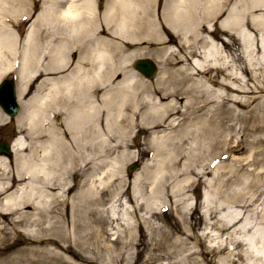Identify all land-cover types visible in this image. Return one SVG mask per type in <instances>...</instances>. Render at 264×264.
<instances>
[{
  "label": "rangeland",
  "instance_id": "rangeland-1",
  "mask_svg": "<svg viewBox=\"0 0 264 264\" xmlns=\"http://www.w3.org/2000/svg\"><path fill=\"white\" fill-rule=\"evenodd\" d=\"M214 1L215 4L213 0H189L184 7L192 9L195 5L197 7L204 3L207 16L206 18L202 16L196 29L204 26L205 31L199 33V37L206 33L208 39L213 40L220 47L224 39L229 43L233 42L236 53H240L241 57L238 60L235 57L232 63L229 51L218 47L219 52H214L212 58L214 64L210 62L208 66L204 65L198 70H208L209 73L206 76L213 75L216 70H219L218 68L223 69L224 66L229 67L224 68L222 74L230 69L239 72L240 67H243L245 63L243 80L253 88L259 80L264 81V52L260 46V41L264 39V25L249 28L254 39L251 53L247 50L240 52L243 48H247L238 36L237 26L235 24L232 28L230 26L232 22L242 21L247 0H238L234 5L232 10L239 15L235 21L227 16V6L223 5V0ZM109 2L110 0H94L100 16ZM170 2L171 0L146 2L141 6L150 8V11L153 10L152 23L145 20L141 24L138 22L126 24V29L121 34L109 33L100 38L101 41L99 40L98 44H103L104 49L100 47L98 51L104 53L103 61H107L101 66V70L99 69L100 75L108 68L112 67L115 70L110 71L112 73L109 74L104 73L103 78L95 83L94 86L96 88L98 86L99 101L104 96L102 94H108L129 74L134 75L133 79L137 84L149 87L158 80L180 81L182 85L187 86L192 82L190 76L201 77V74L194 73L191 62L195 58L201 61L202 55L197 56V51H194L196 55L192 54L187 47L188 42L186 46L185 38L178 40L179 36L169 25ZM40 6V2L33 4V9L26 15L23 25L19 23L24 16L12 18L13 31L18 32L21 39L20 46L26 43L30 24L39 14ZM209 12L213 14L208 15ZM158 14H160L159 18ZM127 15L138 17L135 12L130 11ZM257 15H264V10L255 7L254 16ZM212 22H214L213 25ZM96 28L99 29V27ZM208 28H214V31H208ZM192 29L193 25L190 24V30ZM189 35V40L195 42L196 39L192 37V34ZM164 40L167 42L161 43ZM149 41L153 42L152 45L146 44ZM119 42L135 43L136 48L130 47L123 50L120 45H117ZM81 43L84 42L68 44L66 64L62 63V68L60 66L53 70L49 75L50 78L56 80L65 76L64 79H69L78 70V72H92L97 69V65L93 63V54L88 49L94 42L85 39L84 47L78 53V45L80 46ZM181 47L183 48L180 49ZM205 48L214 51L216 47L208 43ZM41 53L36 55L37 70L48 62L45 54ZM168 55L170 57H167ZM139 57H149L157 63L158 72L153 79H146L132 69L133 61ZM29 60L31 65L35 61L34 55ZM3 61L6 64V70L0 67V81L6 77L15 79L19 88L20 108H25L32 101V96H40L44 93L38 85L40 78L45 75L43 73L36 78H33L34 75L31 78L26 77L27 88H22L26 93L20 92V80L25 73L22 74L20 71L22 55L19 52L4 56ZM223 62H225L224 66L221 64ZM222 74L220 73L218 78ZM100 75L96 74L99 77ZM230 75L234 76L235 73ZM249 75L256 76L258 81L254 77L250 78ZM68 83L71 84L70 81ZM225 83L229 84L227 81ZM229 93L234 97L238 96L241 101L229 102L228 107L233 110L234 115L240 117L241 114H245L247 119L239 120L229 116L225 129L208 133L200 130L195 136L189 138L188 142L190 144L192 142L195 148L193 155H197L198 159L193 173L184 171L185 168L189 169L187 167L189 164L182 158L179 160L182 174L174 180H165L163 175L167 172L162 169L163 174L162 170L156 169L159 157L153 160L155 149L149 146L151 135L149 136L146 130L138 132V128H133L124 140L126 142L130 139L131 147L119 148L109 155L102 154L100 157L102 166L96 180V196H106V191L111 188L112 182L115 185L114 192L128 190V195L122 197V204L119 206L111 200L98 206L94 214H90L89 205H85L81 208L79 216L75 214L76 219H74L70 203L59 206L58 201L61 198L56 197L52 205L45 204L36 209L38 214L35 217L32 216L35 212L34 208L26 205L23 210L30 213V221L37 217V225L25 223L17 227L16 231L11 229L12 216L8 212H2L0 213V228H2L0 230V248L2 247L0 264H185L184 257L187 254L193 258V264H231V261H233L232 264H261L260 259L264 260L262 257L264 247H261L260 242H253L251 237L264 231V119L258 122L261 128L256 129L254 126L257 122L254 120L256 111H250V109L254 104L264 100V88L263 91L250 95L254 100L251 104L244 102L245 97L242 95ZM257 114L264 116V106H260ZM0 117L1 139L11 141L17 134H24L23 130L17 131L18 128H16L18 115L10 119L2 114ZM27 141L28 146L23 150L25 154L31 149L30 139L28 138ZM141 149L146 150L143 153ZM135 161L138 162L139 167L129 175L126 167ZM209 162L211 163L209 173L203 177L198 176L197 172L201 165ZM11 166L10 168L15 169L13 163ZM4 173L5 176H9L14 173V170ZM68 176L69 173L66 174V177ZM143 177L146 181L145 187L139 184ZM25 181L26 178L22 180V182ZM118 181H120V187L117 185ZM70 182L75 181L71 178ZM152 186L153 189H150ZM75 193L76 188L66 195L70 197ZM250 197L254 199L249 201ZM211 204L217 206L216 218L208 216V207ZM194 209L196 212L193 211ZM238 213L241 214V219L232 237L239 240L240 244L235 247L226 232L219 236L214 235L216 232L210 223L215 219L227 221ZM185 234L191 237L187 239ZM218 243H222L225 248L216 249ZM258 251L260 259L257 256Z\"/></svg>",
  "mask_w": 264,
  "mask_h": 264
},
{
  "label": "bare ground",
  "instance_id": "bare-ground-1",
  "mask_svg": "<svg viewBox=\"0 0 264 264\" xmlns=\"http://www.w3.org/2000/svg\"><path fill=\"white\" fill-rule=\"evenodd\" d=\"M150 1L110 0L100 16L94 0H0V67L6 70L4 56L16 52L22 55L20 71L25 75L20 80L21 93H24L22 88H27L26 85H28L25 84L26 77L31 78L34 75L33 78H36L42 73L45 74L38 84L44 93L40 96H32V101L25 108L21 107L18 114L16 128H18L17 131L23 130L24 134H17L11 141L5 140L1 147L8 145L11 152L9 156L0 153V213L8 212L12 216V230L16 231L17 227L25 223L37 225V217L30 221V213L23 210L26 205H31L35 211L42 205H52L56 197L61 198L58 201L59 206L70 203L74 219H76L75 214L79 216L81 208L85 205H89L90 214H94L98 206L111 202V200L120 206L122 197L128 195V190L114 192L115 185L112 182L111 188L106 191V196H96V180L102 166L100 163L102 154L109 155L119 148L131 147L130 139L126 142L124 140L133 128H138V132L146 130L149 136L151 135L149 146L155 149L153 160L159 157L156 169H164L167 172L163 175L165 180H174L182 174V168H179V160L182 158L189 164L187 166L189 169L185 168L184 171L193 173L196 169L198 159L197 155H193L195 148L192 142L191 144L188 142L189 138L195 136L200 130L208 133L225 129L229 116L239 120L247 119L245 114H241L240 117L234 115L233 110L228 107L229 102L241 101L238 96L234 97L229 92L242 95L245 97L244 102L251 104L254 100L250 95L263 91L264 81H258L256 76L249 75L250 78L254 77L258 81L253 88L249 87L242 75L245 63L243 67H240L239 72L230 69L222 74V70L229 67L224 66L225 62L221 63L224 66L223 69L218 68L219 70L211 76H206L209 73L206 69L198 70L204 65L208 66L210 62L214 64L212 58L214 52H219L218 47L229 51L232 63L235 57L238 60L241 56L240 53H236L233 42L221 41L220 47L213 40H209L206 33L199 37L201 32L205 31L204 26H199L198 29L196 26L200 23L202 16L205 18L207 16L204 9L205 4L202 3L197 7L195 5L192 9H188L184 6L189 0H171L168 5L171 17L169 25L179 36L178 40L185 38L186 46L188 42L187 47L192 54L197 51V56L202 55L201 61L195 58L191 62L194 66V73L201 74V77L192 78L193 76H190L192 82L187 86L182 85L180 81L158 80L149 87L137 84L134 82V75L129 74L124 77L121 84L115 85L108 94H102L104 96L100 101L98 100V86L96 88L95 83L103 78L104 73L109 74L115 70L111 67L106 72L102 71L100 75L99 69L101 70V66L107 62L103 61L105 60L104 53L98 51L104 46L98 44L100 38L109 33L121 34L126 29V24L133 22L141 24L145 20L152 23L153 10L150 11V8L141 6ZM237 1L235 0L226 11L227 16L233 21L239 16L235 10H232ZM38 2L41 3L40 12L30 24L26 43L20 46L21 39L18 32L13 31L14 20L12 18L24 16L19 24H25L26 15L30 14L33 4L36 5ZM213 2L215 4L214 0ZM179 7H183L184 10L183 8L180 10ZM255 7L264 10V0H247L245 11L242 14L243 22L238 20L235 23L232 22L230 26L231 28L233 24L237 26L238 36L247 48H243L240 52L247 50L251 53L254 39L249 28L264 25V15L254 16ZM129 11L135 12L138 17L127 15ZM210 14L213 13L209 12L208 15ZM246 14H248L247 17H245ZM189 23L193 25L192 30H190ZM190 33L193 38L197 39L196 42L189 40ZM85 39L94 42L88 49L93 54V63L97 65V69L92 72H78V70L69 79H64L65 76L56 80L50 78L49 75L53 70L60 66L62 68L63 64H66L68 44L84 42L78 45L79 53L84 47ZM168 40H170L169 37ZM164 42L166 40L161 43ZM152 43V41L146 42L147 45H152ZM208 43L216 47L214 51L205 48ZM197 44L199 46L196 47ZM117 45H120L123 50L130 47L136 48L134 44L124 42H119ZM260 46L264 52V39L260 41ZM159 48L164 49L165 47ZM39 52L45 54L48 62L37 70L36 55ZM32 55L35 61L30 65L29 58ZM220 73L222 75L218 78ZM231 73L235 75L231 76ZM69 81L71 84L68 83ZM260 106H264V100L254 104L250 109V111H256L254 114V120L257 121L254 125L256 129L261 128L258 122L264 119V116L257 114ZM28 138L31 149L25 154L23 150L28 146ZM144 150L141 149V152L144 153ZM12 163L15 169L10 168ZM210 167V162L201 165L197 172L198 176L207 175ZM9 170H14V173L5 176L4 172L7 173ZM68 173L69 176L66 177ZM24 178L26 181L22 182ZM71 178L75 182L71 183ZM139 184L145 187L144 177L140 179ZM117 185L121 186L120 181ZM74 188H76V193L67 197L66 194ZM150 189H153V186ZM253 199L250 197L249 201ZM213 204L208 207L209 218H216L218 212L216 204ZM193 211L196 212V209ZM37 214L35 211L32 216L35 217ZM240 219L241 214L238 213L227 221L215 219L210 226L216 232L214 235L219 236L226 232L228 238L237 247L240 242L232 236L236 232ZM61 224L63 225V222ZM248 229L250 230V227ZM257 234H254L251 240L260 242L263 248L264 231ZM185 235L187 239L191 237V235ZM224 248L222 243L217 244L216 249ZM257 254L260 259L259 251ZM184 260L185 264H193V258L188 254L185 255ZM260 263L264 264V260L260 259Z\"/></svg>",
  "mask_w": 264,
  "mask_h": 264
},
{
  "label": "water",
  "instance_id": "water-1",
  "mask_svg": "<svg viewBox=\"0 0 264 264\" xmlns=\"http://www.w3.org/2000/svg\"><path fill=\"white\" fill-rule=\"evenodd\" d=\"M134 67L147 78H151L156 71V67L153 62L147 58L135 61ZM0 107L6 113H9L11 115H14L18 112L14 83L10 80H4L0 83ZM1 147H3V143H0V148ZM1 149H3V151H0V153L6 155L10 154L8 147H4ZM136 168L137 164L134 163L128 167L127 171L130 173Z\"/></svg>",
  "mask_w": 264,
  "mask_h": 264
},
{
  "label": "flooded vegetation",
  "instance_id": "flooded-vegetation-1",
  "mask_svg": "<svg viewBox=\"0 0 264 264\" xmlns=\"http://www.w3.org/2000/svg\"><path fill=\"white\" fill-rule=\"evenodd\" d=\"M8 138H9V136H8Z\"/></svg>",
  "mask_w": 264,
  "mask_h": 264
}]
</instances>
